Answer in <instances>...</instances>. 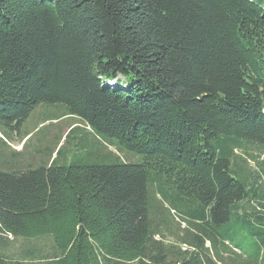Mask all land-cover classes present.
<instances>
[{"label":"trees","instance_id":"trees-1","mask_svg":"<svg viewBox=\"0 0 264 264\" xmlns=\"http://www.w3.org/2000/svg\"><path fill=\"white\" fill-rule=\"evenodd\" d=\"M40 105L141 162L93 164L71 124L61 166L0 139V264H264L262 0H0V133Z\"/></svg>","mask_w":264,"mask_h":264},{"label":"rangeland","instance_id":"rangeland-1","mask_svg":"<svg viewBox=\"0 0 264 264\" xmlns=\"http://www.w3.org/2000/svg\"><path fill=\"white\" fill-rule=\"evenodd\" d=\"M262 5H264V0H262ZM66 114V109L62 105L38 106L21 126L18 137H16V134H11L7 130H1L0 134L3 135V138L0 135L1 141L5 144L8 142L7 146L5 145L3 149L8 153L14 152L19 154L20 156H17V160L21 166L30 165L32 168L37 169L41 166L50 164L55 158L52 154L58 148L59 144V147L62 145V149L55 161V165L61 166L66 164L68 161H64L65 155L69 154L70 157V152L75 141H78L84 134L83 130L77 129L73 132L72 136L70 138L68 137L69 139L67 138L66 142H64L66 129H68L67 126L76 121L71 116H66ZM0 143L2 144V142ZM76 147L77 151L82 155H85V150H87L86 154L90 155L94 160L93 164L109 166L116 164L118 160L126 164H137L141 162L140 157L129 152L120 151L112 143L101 140L92 133H87L82 141V145ZM259 165L260 162H257V160L254 163L250 161L248 167L250 170L255 168L258 169ZM160 196L159 192L155 191L153 187H149L148 209L153 211L150 217L155 222L158 221V218L164 221L168 226L167 230L162 226L163 233L166 235L164 240L167 244L178 245L175 239L176 236L172 234V230L175 232L181 231L182 228L186 229L189 224L183 221L182 217L178 214L181 222L186 223L185 226L180 225V229L178 226L179 222H176L168 213V208H170V206ZM155 215H158V218L155 217ZM160 238L157 237L156 239ZM23 244L22 241L15 243L12 249H10V253H14L15 250H20V246H23ZM35 245L38 246V249L43 251L48 250L49 247L47 241H41Z\"/></svg>","mask_w":264,"mask_h":264}]
</instances>
